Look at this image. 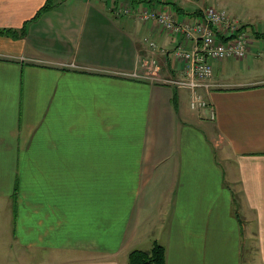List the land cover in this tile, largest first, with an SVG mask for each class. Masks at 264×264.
I'll return each instance as SVG.
<instances>
[{"label": "crops", "instance_id": "1", "mask_svg": "<svg viewBox=\"0 0 264 264\" xmlns=\"http://www.w3.org/2000/svg\"><path fill=\"white\" fill-rule=\"evenodd\" d=\"M125 3L0 0V30L16 32L0 34V258L130 264L157 242L166 264H264L260 31L245 59L213 62L211 120L188 89L126 76L147 39L167 51L163 76L182 65Z\"/></svg>", "mask_w": 264, "mask_h": 264}, {"label": "built area", "instance_id": "2", "mask_svg": "<svg viewBox=\"0 0 264 264\" xmlns=\"http://www.w3.org/2000/svg\"><path fill=\"white\" fill-rule=\"evenodd\" d=\"M121 11L125 15L136 14L143 23L154 21L162 34L176 41L172 52L182 65L179 78L163 76L162 65L157 56L165 55L167 51L147 39L149 58L142 60L140 70L126 76L176 89H188L194 97L190 102L191 109L208 110L209 118L215 120V108L206 100L201 90L214 87L211 81L214 61L228 58L243 60L248 56L252 40L250 30L239 29L236 20L226 10L216 6L204 8L197 16H181L173 6L163 4L132 6L125 3Z\"/></svg>", "mask_w": 264, "mask_h": 264}, {"label": "rangeland", "instance_id": "3", "mask_svg": "<svg viewBox=\"0 0 264 264\" xmlns=\"http://www.w3.org/2000/svg\"><path fill=\"white\" fill-rule=\"evenodd\" d=\"M160 4L174 6L173 8L175 9L176 7H178L179 9L181 8L184 12L187 13H197L208 6H216L218 8L226 10L229 15L236 20L239 29L242 30V28H246L250 30V28L254 26L258 31L264 33V0H163V2ZM251 30L250 33L253 34ZM260 44L261 50L263 51L264 40H261ZM192 98L194 97L190 96L189 102L193 100ZM238 190H240V188ZM236 200L238 201V212H240L238 213V216L240 217L241 215L243 216V205H241L243 203V193L241 191L237 192ZM4 202L7 205L6 199L4 200ZM1 214L2 210L0 209V216ZM162 242L164 241L162 240ZM150 243L151 245L149 246V250L145 251H150L154 247V243L157 242ZM5 245H7L5 239L3 241H0V252L3 250V246ZM17 245L18 244H15L14 247L16 248ZM248 246H251L250 243L248 244ZM16 249H14V251H11V255L8 257V260L10 262L9 264H18V261L16 260ZM0 261L3 263L2 258H0Z\"/></svg>", "mask_w": 264, "mask_h": 264}, {"label": "trees", "instance_id": "4", "mask_svg": "<svg viewBox=\"0 0 264 264\" xmlns=\"http://www.w3.org/2000/svg\"><path fill=\"white\" fill-rule=\"evenodd\" d=\"M132 6H151L159 5L163 0H128ZM174 7V6H173ZM48 8V5L45 6V9ZM175 9V8H174ZM181 16H197L200 12L187 13L184 12L181 8L176 7L175 9ZM252 28H250L251 30ZM252 31V30H251ZM254 36L264 40V33L253 32ZM1 35H10L16 37V32L13 30H0ZM253 36V34H252ZM129 263L130 264H166L165 262V248L159 244L154 243V247L150 251L145 250H134L129 254Z\"/></svg>", "mask_w": 264, "mask_h": 264}]
</instances>
